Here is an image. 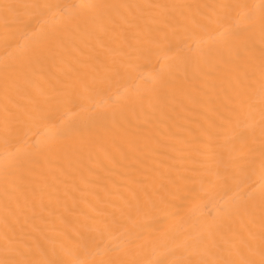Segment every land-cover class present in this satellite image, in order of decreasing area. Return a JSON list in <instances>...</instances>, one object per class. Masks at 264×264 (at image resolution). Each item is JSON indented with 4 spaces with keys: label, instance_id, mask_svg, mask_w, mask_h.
<instances>
[{
    "label": "bare ground",
    "instance_id": "6f19581e",
    "mask_svg": "<svg viewBox=\"0 0 264 264\" xmlns=\"http://www.w3.org/2000/svg\"><path fill=\"white\" fill-rule=\"evenodd\" d=\"M5 259L261 264L264 0H0Z\"/></svg>",
    "mask_w": 264,
    "mask_h": 264
},
{
    "label": "snow or ice",
    "instance_id": "6c2138e0",
    "mask_svg": "<svg viewBox=\"0 0 264 264\" xmlns=\"http://www.w3.org/2000/svg\"><path fill=\"white\" fill-rule=\"evenodd\" d=\"M100 7H107V6H100ZM0 264H65L63 261L55 260V259H43V260H0ZM216 264H234L232 261L224 260L218 261ZM264 264V261L261 262Z\"/></svg>",
    "mask_w": 264,
    "mask_h": 264
}]
</instances>
